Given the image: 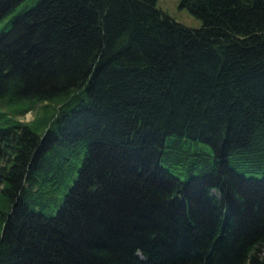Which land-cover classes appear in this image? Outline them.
Returning <instances> with one entry per match:
<instances>
[{"label":"trees","instance_id":"obj_1","mask_svg":"<svg viewBox=\"0 0 264 264\" xmlns=\"http://www.w3.org/2000/svg\"><path fill=\"white\" fill-rule=\"evenodd\" d=\"M178 3L201 24L33 0L0 29V115L58 104L0 125V264H264V0Z\"/></svg>","mask_w":264,"mask_h":264},{"label":"rangeland","instance_id":"obj_2","mask_svg":"<svg viewBox=\"0 0 264 264\" xmlns=\"http://www.w3.org/2000/svg\"><path fill=\"white\" fill-rule=\"evenodd\" d=\"M33 0H21L18 2L15 7L5 14L0 19V29L6 28L9 25V20L12 15L19 12L21 9L25 8L26 6L30 5ZM155 6L160 8L163 12L174 18L175 20L191 27H197L201 24V19L191 13L186 7L179 6L178 0H155ZM77 99H73L70 101L69 104L74 103ZM57 102H35L29 107L27 110L19 113L17 112V107H9V108H2V114L0 115V125L6 124L8 120H4V117L9 119H16L26 123H30L31 121L36 120L39 115L42 113V109L44 105H47L48 109H52V107L58 105ZM23 105H30L28 102H25ZM6 109V110H5ZM42 128V124L36 126V130L39 131ZM4 195L0 196V211H5L7 209V200Z\"/></svg>","mask_w":264,"mask_h":264}]
</instances>
